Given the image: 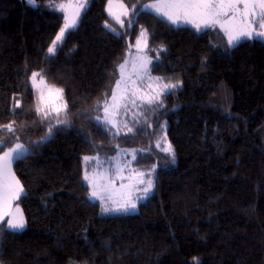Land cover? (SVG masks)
I'll return each mask as SVG.
<instances>
[{
	"label": "trees",
	"instance_id": "16d2710c",
	"mask_svg": "<svg viewBox=\"0 0 264 264\" xmlns=\"http://www.w3.org/2000/svg\"><path fill=\"white\" fill-rule=\"evenodd\" d=\"M53 1L0 0V140L3 151L27 147L13 163L25 227L0 222V264H264V41L229 45L220 29L174 25L147 0H122L121 26L108 0H88L49 54L64 20ZM142 29L150 72L175 86L122 132L96 115ZM34 71L62 90L68 124L37 112ZM125 147L136 168L155 165L152 193L135 212L101 214L83 157Z\"/></svg>",
	"mask_w": 264,
	"mask_h": 264
},
{
	"label": "rangeland",
	"instance_id": "374dc122",
	"mask_svg": "<svg viewBox=\"0 0 264 264\" xmlns=\"http://www.w3.org/2000/svg\"><path fill=\"white\" fill-rule=\"evenodd\" d=\"M87 2L88 0L53 1L52 6L57 10L61 11L64 15L63 24L60 27V29L64 27L65 17L66 16L71 17L76 12L77 10L76 6L79 4L83 3L85 4L86 7ZM155 2L156 0H147L143 4V6ZM61 4L71 5V7H66L64 10H60L58 6ZM121 5H123V7H121ZM85 7L79 9L80 14ZM146 9L152 10L150 8H146ZM106 11L107 14L117 22L118 19L119 21L123 22L122 17L128 16L129 13V9L122 0H108L106 3ZM126 11L127 14H125ZM153 12L156 13L155 11ZM79 17L77 23L79 21ZM118 23L121 26L125 24L124 22L122 24L120 22ZM174 25L192 26L191 24H186L183 22ZM108 27L117 33L119 32L118 30H115L113 27L110 26ZM212 28H218L221 30L219 26ZM60 29L58 30L56 36L59 34ZM68 30H66V32ZM259 30L260 29L257 28V31ZM225 36L228 42L227 35L225 34ZM55 38L53 39V41L55 40ZM244 39H249V38H241V40ZM255 39H260L264 41V39L262 38H255ZM53 41L51 42L49 47H52ZM137 41H139V44L137 43ZM60 43L61 41L57 43L55 51L60 45ZM55 51L49 54H54ZM152 59L153 57L149 53L147 47V35L142 36L140 32L134 45L129 49L127 57L121 63L125 65L123 77L121 75L120 67H119V75L116 81L118 80L121 81L120 87L117 88L115 82V85L112 90V93L113 92L116 93L117 99L115 101V104L118 107L109 108L108 119L114 121L115 123L113 124L106 122L105 111L103 106L104 102L102 103V108L99 114L96 115V119L97 117H99V119H97L98 121L104 122L118 131L127 132L128 128H130L129 124L131 118L140 114L142 105L149 104L147 103V100L149 98H153V102L158 101L163 94L167 93L168 91L174 88V87H165V85L171 86L174 84L166 83L163 80H161L157 75H154L150 72L149 69ZM146 61H150V62L147 63V72H144L141 68V65L144 64ZM33 73L38 74V72L36 71L32 72L29 75V83L36 92L37 108L41 110L39 112L41 116L44 117L43 113L47 112L48 116L52 115L53 119H51L50 122H52L53 124H62V123H58V120L64 121L63 122L64 124H68L69 122L66 115V108L64 107L65 103L62 98V92L57 91L61 89L57 86L48 84L39 74L36 76L34 81ZM112 93L110 97L106 99L110 105L113 103ZM132 101H135V103L133 104ZM56 109H60L59 115H57ZM167 145L168 144H166V142L164 141L163 147H166ZM132 149L134 148H130V147L121 148L116 154L111 156H102V155L100 156L96 154V155L83 157V161H82L83 178L85 177L86 173L93 178L95 190L98 193L96 197L92 196L94 185L90 184L85 179L84 181L89 186L90 199L97 200L99 202L101 206L100 209L101 214L125 212V211L105 212L103 211V209L105 207H110V208L117 207L118 203H123L125 199L129 198V194H130V198L136 203V208L129 209L127 212H135L137 210L138 203L140 201L145 200L152 193L154 187V180H155V165L148 170L136 168L132 164ZM85 157H89L90 159L86 161ZM140 173L144 174L143 177H140L139 175ZM141 178H143L145 181L150 178L153 181V187L151 191L147 194V196H145L143 192V188L146 186V184L138 183V180ZM101 197L103 199H101Z\"/></svg>",
	"mask_w": 264,
	"mask_h": 264
},
{
	"label": "snow or ice",
	"instance_id": "6c2138e0",
	"mask_svg": "<svg viewBox=\"0 0 264 264\" xmlns=\"http://www.w3.org/2000/svg\"><path fill=\"white\" fill-rule=\"evenodd\" d=\"M29 4L35 6V0H28ZM60 10H64L66 7H71V5L61 4L58 6ZM85 7V4H79L76 6V12L71 16L65 17L64 27L60 29L59 34L56 36L53 41L52 47H49V53L55 51L56 45L58 42L62 41L66 30L74 28L77 25V20L79 17V9ZM123 7V5H121ZM144 8H150L155 11L158 15L165 17L172 24H179L181 22L186 24H191L197 31H200L204 28H212L219 26L221 30L227 35L228 44L235 45L241 40V38H262L264 39V0H156L155 3L144 5ZM133 12L136 11V6L133 5ZM127 14V11L125 12ZM118 19V18H117ZM121 24L122 21H119ZM257 28L260 29L257 31ZM142 36L147 35V30L142 29ZM139 44V41H137ZM146 61L141 65V68L144 72H147V63ZM120 72L123 77V72L125 65L121 64ZM38 74L33 73V80ZM121 81H116L117 88L120 87ZM165 87H174V85H165ZM62 92V90H57ZM117 97L116 93H112V104L110 105L107 100L104 101V111H105V120L108 123H115L114 121L108 119V113L110 107H118L115 104ZM153 98H149L147 103L151 104ZM134 104L135 101H132ZM65 108L67 105L64 106ZM126 107V105H125ZM41 110L38 108L37 112ZM57 115H59L60 109H56ZM44 117L47 118L48 113H43ZM99 119V117H97ZM64 121H59L58 123H63ZM126 126V125H125ZM7 132L14 131L11 125L4 126ZM128 131L131 132L132 129L128 128ZM4 132H0V135H4ZM6 144V141L0 140V152H3V155L0 156V221H3L4 217L9 216L10 219L7 220V225L12 230H20L25 227V222L22 217L17 218L16 214L11 211V199L18 198L20 194L23 193V188L19 187V181L16 180L14 173H12V164L15 160L21 158L23 155V148L21 145L17 144L14 148H9L8 151H3V146ZM157 147H160V142L157 141ZM165 153H169L172 156L173 162L175 161V152L171 146L168 144L166 147L161 148ZM89 157H85V160H89ZM140 177H143V173L139 174ZM84 179L90 184L94 185L93 178L90 177L87 173L85 174ZM12 182L17 185L15 190H12ZM139 184H146L143 188L145 196L151 191L153 187L152 179H147L146 181L141 178L138 180ZM98 195L97 191L92 192V196L96 197ZM101 199H103L101 197ZM123 199V197H122ZM136 203L130 198L125 199L123 203H118V206L115 208L105 207L103 211H125L129 209H135ZM19 212V208H17ZM2 227V225H0Z\"/></svg>",
	"mask_w": 264,
	"mask_h": 264
},
{
	"label": "crops",
	"instance_id": "0c3cea01",
	"mask_svg": "<svg viewBox=\"0 0 264 264\" xmlns=\"http://www.w3.org/2000/svg\"><path fill=\"white\" fill-rule=\"evenodd\" d=\"M148 10H149V9H148ZM151 11H152V10H151ZM17 144H19V145L22 146V148H23V150H24L23 155L26 154V152H27V147H26L23 143H21V142H16V143L12 144L10 147L6 148L4 151H8L9 148H14ZM2 155H3V152L0 154V156H2ZM12 173H14V171H13V164H12ZM14 176H15L16 180L19 181V179L17 178V176L15 175V173H14ZM19 187H22L20 181H19ZM16 188H17V185H15V183L12 182V190H15ZM20 196H21V194L19 195V197H20ZM19 197L10 200V203H11V211H12L14 214H16L17 218L22 217L23 220H24V222H25V219H24V215H23L22 209H21V207L19 206V204L17 203ZM17 208H19V212H17ZM10 218H11V217L6 216V217H4L3 221H0V222H5V224H6V226H7L8 229H10V228H9L8 225H7V220L10 219ZM10 230H12V229H10ZM20 230H21V229H20ZM15 231H19V230H15Z\"/></svg>",
	"mask_w": 264,
	"mask_h": 264
}]
</instances>
